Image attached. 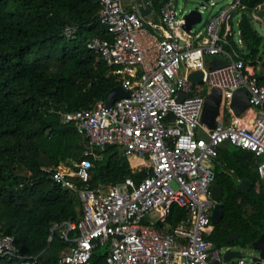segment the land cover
Listing matches in <instances>:
<instances>
[{"label":"built area","instance_id":"1","mask_svg":"<svg viewBox=\"0 0 264 264\" xmlns=\"http://www.w3.org/2000/svg\"><path fill=\"white\" fill-rule=\"evenodd\" d=\"M100 2L99 23L111 38L95 37L88 49L113 69L118 87L129 96L111 107L105 100L89 109L59 112L65 124L75 125L86 148L80 162L47 170L52 181L78 197L82 209L78 219L52 228L49 241L57 232L67 243L59 264H90L103 245L108 246L107 264H251L246 257L224 262L221 251L208 239L218 204L212 192L216 174L211 166L222 146L229 144L261 159L259 184L264 185L263 59L246 61L230 39L236 35L234 17L246 12L247 6L243 0H230L208 23L205 36L203 32L193 34L196 26L190 32L185 23L177 26L175 0L165 2L158 24L146 23L137 0ZM215 6L212 2L211 7ZM261 12L264 4L251 12L252 18L262 22ZM153 15L154 9L148 17ZM240 23L237 34L241 37ZM159 28L165 31L153 32ZM77 31L76 26L69 27L65 35L72 37ZM239 42L244 44L242 39ZM213 58L227 65L215 69ZM198 69L204 78L193 86L189 75ZM216 88L234 118L226 123L220 115L211 129L203 122V113ZM239 90L248 92L252 104L253 113L245 126L238 125L232 108ZM181 93L193 96L179 101ZM199 129L208 139L198 136ZM111 146L125 156H138L148 167L141 182L129 177L117 185L92 187L98 151ZM174 206L185 216L173 225ZM2 258L20 264L37 260L21 255L15 236L3 232L0 225Z\"/></svg>","mask_w":264,"mask_h":264},{"label":"trees","instance_id":"2","mask_svg":"<svg viewBox=\"0 0 264 264\" xmlns=\"http://www.w3.org/2000/svg\"><path fill=\"white\" fill-rule=\"evenodd\" d=\"M166 1L151 0L154 14L160 15ZM243 3L247 11L239 28L244 49L250 51L243 58L256 63L264 37L251 12L264 0ZM102 9L100 0H0V225L15 236L21 255L37 258L35 264H59L67 243L57 232L50 242L52 228L82 214L78 197L47 172L61 163L80 162L86 152L75 125L65 124L59 112L89 109L120 85L113 69L88 49L95 37L111 38L99 23ZM73 26L78 31L68 37L65 31ZM230 39L234 42L233 35ZM230 146H222L218 157L229 173L216 174L215 179L224 189L220 203L225 215L217 225L210 222L214 231L208 239L215 246L246 247L264 234V193L257 192L255 155ZM98 156L91 172L94 188L129 177L139 183L149 170L138 156H125L116 146L99 150ZM246 179L253 187L240 193L238 184ZM184 216L174 206L171 224ZM231 232L240 240L229 243ZM107 256L98 249L90 264H107ZM0 264L20 263L2 258Z\"/></svg>","mask_w":264,"mask_h":264},{"label":"water","instance_id":"3","mask_svg":"<svg viewBox=\"0 0 264 264\" xmlns=\"http://www.w3.org/2000/svg\"><path fill=\"white\" fill-rule=\"evenodd\" d=\"M209 1V0H204ZM139 10L142 16L148 17L153 12V7L151 4V0H137ZM260 16L264 17V12L260 13ZM185 25L184 28L187 32H190L196 25L202 23L203 16L202 13L198 10L191 11L185 16ZM211 65L215 69L223 68L227 65L225 61H220L218 58H213ZM204 78V73L201 69L191 70L189 75V81L194 85L201 83ZM129 93L124 90L122 87L114 88L106 98L107 106L111 107L116 101L121 100L125 97H128ZM193 93L184 94L181 93L179 97V101L185 100L187 97H192ZM223 101V93L220 89H214L213 93L209 96L204 113H203V122L206 123L211 129H214L217 124V119L221 115V106ZM232 108L237 117H241L244 112L248 109L252 108L251 99L249 97L248 92L245 90H239L235 93ZM253 187V182L251 180H241L238 184V191L240 193L249 192ZM214 198L217 200L218 204L214 209L213 215L211 217V222L213 225L219 224L225 215L224 206L220 201L224 197V189L220 184L215 181L212 189ZM240 240V235L231 232L228 237L229 243H234ZM252 247L259 251L260 257H255L252 259L251 264H263L264 262V234L260 237L259 240L252 244ZM237 258H245L242 252L233 251L232 249H227V252L224 255V262H230Z\"/></svg>","mask_w":264,"mask_h":264},{"label":"rangeland","instance_id":"4","mask_svg":"<svg viewBox=\"0 0 264 264\" xmlns=\"http://www.w3.org/2000/svg\"><path fill=\"white\" fill-rule=\"evenodd\" d=\"M176 2V6H177V26L178 27H182L186 21L185 16L186 14L190 13L191 11L194 10H198L202 13L203 16V21L202 23L196 25V27L194 28V32L193 34H198L200 32H203V34L206 36V30H207V25L208 23L211 21V19L215 16L218 15V13L226 8L229 4H230V0H209V1H204V0H175ZM212 2H214L216 4L215 7H211ZM243 17V13H238L235 17L234 20L232 22L236 35L234 36V42L237 45L238 50L241 53V56L246 58L250 55V51L249 50H245V45L241 44L239 42V40L241 39V37L237 34L238 32V26L237 23L239 22V20H241ZM260 19L262 20V22L259 21H255L254 20V26L256 28V30L259 32V34L264 37V17L260 16ZM146 23L148 21L151 22H155V24L159 23V16L154 14L151 17H147L145 19ZM259 58L264 59V44L261 48V53ZM220 59H224L223 57H220ZM186 63L185 60L182 61V67L185 68ZM220 118L222 120H224L226 123H230L232 121V119L234 118L233 115L231 114L230 108L227 106V100L225 99L222 106H221V116ZM238 125L242 126L241 122H237ZM197 134L199 137L204 138V139H208L207 134H205L204 132H202L200 129L197 130ZM232 146V145H231ZM229 147L230 149H233V147ZM237 148V147H236ZM239 150H243L241 148H237ZM245 152H248L246 150H243ZM123 155L124 153L121 152ZM257 161V167L259 165V163L261 162V159L256 158ZM211 168L213 169V171L215 172V174H223L226 173L228 174L229 171L227 169V167H225L224 164H222L221 162H219L218 160L213 163V165L211 166ZM260 177V176H259ZM260 183V178H259V182H258V186L257 189H261L262 187V191L264 193V185L259 184ZM246 213L250 214L251 213V208H247L246 209ZM211 227H213L212 225H210ZM216 248L218 250L221 251V254L224 258L225 253L227 252V249L229 247L226 246H219L217 245ZM234 251H240L243 253V255L247 258V260L249 262L252 261L253 258L255 257H260V252L256 251L252 245L243 247L241 245H237V246H232L231 247ZM108 246H101V248L99 249L100 253H105L107 252ZM264 264V262H263Z\"/></svg>","mask_w":264,"mask_h":264},{"label":"bare ground","instance_id":"5","mask_svg":"<svg viewBox=\"0 0 264 264\" xmlns=\"http://www.w3.org/2000/svg\"><path fill=\"white\" fill-rule=\"evenodd\" d=\"M252 113V109H248L241 117H239L238 121L242 123V126H245V123H248L249 117H251Z\"/></svg>","mask_w":264,"mask_h":264},{"label":"crops","instance_id":"6","mask_svg":"<svg viewBox=\"0 0 264 264\" xmlns=\"http://www.w3.org/2000/svg\"><path fill=\"white\" fill-rule=\"evenodd\" d=\"M263 60H264V59H263ZM259 74H260V73H259ZM261 74H262V73H261ZM262 75H263V74H262ZM232 175H233V174H232ZM257 186H258V185H257ZM260 191H262V187H261V189H259V188L257 189V192H260ZM211 228H212V234H213L214 228H213V227H211ZM212 234H211V235H212ZM211 235H210V236H211ZM210 236H209V237H210ZM228 249H232V248L229 247ZM232 250H233V249H232ZM233 251H234V250H233Z\"/></svg>","mask_w":264,"mask_h":264}]
</instances>
